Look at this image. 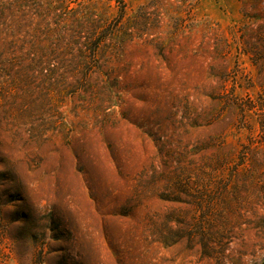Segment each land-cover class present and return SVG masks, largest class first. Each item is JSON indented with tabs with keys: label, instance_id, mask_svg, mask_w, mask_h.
Returning a JSON list of instances; mask_svg holds the SVG:
<instances>
[{
	"label": "rangeland",
	"instance_id": "1",
	"mask_svg": "<svg viewBox=\"0 0 264 264\" xmlns=\"http://www.w3.org/2000/svg\"><path fill=\"white\" fill-rule=\"evenodd\" d=\"M0 264H264V0H0Z\"/></svg>",
	"mask_w": 264,
	"mask_h": 264
},
{
	"label": "trees",
	"instance_id": "2",
	"mask_svg": "<svg viewBox=\"0 0 264 264\" xmlns=\"http://www.w3.org/2000/svg\"><path fill=\"white\" fill-rule=\"evenodd\" d=\"M12 41V40H11ZM10 41V42H11ZM101 42V39H100V37L98 36L97 38H96V40H95V49H93V52L95 53V51H96V47H98V45H99V43ZM30 52V51H29ZM32 52V51H31ZM34 52V51H33ZM50 58H52V54H49V55H37V53L36 52H34V53H30V55L27 57V59H29V60H31V61H33L32 63L34 64V65H38V66H41L42 65V62H43V60L44 59H50Z\"/></svg>",
	"mask_w": 264,
	"mask_h": 264
}]
</instances>
